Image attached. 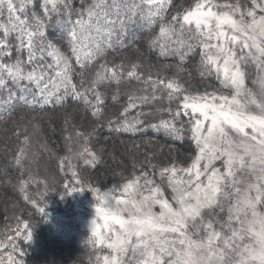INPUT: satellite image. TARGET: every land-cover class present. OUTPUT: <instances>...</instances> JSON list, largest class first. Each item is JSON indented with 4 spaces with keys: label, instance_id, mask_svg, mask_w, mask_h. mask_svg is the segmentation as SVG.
<instances>
[{
    "label": "snow or ice",
    "instance_id": "1",
    "mask_svg": "<svg viewBox=\"0 0 264 264\" xmlns=\"http://www.w3.org/2000/svg\"><path fill=\"white\" fill-rule=\"evenodd\" d=\"M253 65L258 91L246 85ZM193 73L219 89L193 90ZM69 100L90 127L65 113L64 154L46 142L39 148L76 184H84L81 164H101L104 148L93 142L105 130L106 141L155 134L132 172L116 173L120 184L87 185L96 200L88 240L95 264H264V0H0V119ZM23 120L13 166L23 199L43 214L28 191L47 188L32 171L39 125L33 115L30 133ZM161 137V151L179 142L186 160L154 162L149 149ZM17 219L15 235L0 239V264H22L19 241L31 229Z\"/></svg>",
    "mask_w": 264,
    "mask_h": 264
},
{
    "label": "trees",
    "instance_id": "2",
    "mask_svg": "<svg viewBox=\"0 0 264 264\" xmlns=\"http://www.w3.org/2000/svg\"><path fill=\"white\" fill-rule=\"evenodd\" d=\"M188 2L189 0H174V5L186 6ZM165 62L176 61L170 59ZM185 67L191 70L192 62H188ZM247 73V87L258 91V86L253 84V80L257 78L255 66H249ZM193 77L190 81L193 90L203 92L205 89L211 91L212 88L220 87L219 81L214 78L202 80L198 73H193ZM184 79H188L186 75ZM81 109L82 106H77L69 100L63 109H46L47 114L45 112L34 114L27 109L18 108L13 117L0 119V239H3L6 233L15 235L18 217L29 222L31 239L28 242L19 241L23 255L20 257L19 253H16L22 264H95L93 249L88 244V240L91 236V221L95 218L96 200L92 192L87 189V185L91 184L101 190H107L113 185L120 184L121 177L116 173L122 171L124 175H129L132 172L133 157L142 160L145 150L144 141L155 136L149 131L143 136L132 137L129 134H121L106 141L104 137L108 136V133L105 130L100 134L99 139L93 142L95 149L99 150L101 146L104 148L101 164L95 168H85L81 164L79 176L84 184H76L66 168L61 171L56 157L62 156L65 152L63 140L65 113L71 114L73 124L82 126L85 130L90 127V120L87 117L82 118ZM33 115H35L34 123L39 125V131L33 136V142L40 151V158L37 164L32 166V171L47 181V188L43 184L39 187L29 185L28 191L32 199L39 202L38 207H43V214L37 207L23 199L19 191L20 169L13 166L12 161L19 144L15 133L21 123V116L24 117L23 124L28 126V131L31 133L33 128L29 121H32ZM20 131L23 134L22 128ZM68 131H73V128L69 126ZM42 142H46L48 147L55 151L56 157L39 148ZM133 143L141 145L139 154L132 147ZM162 144L164 140L161 137L159 143L149 149L156 153L154 162L162 163L172 158L179 161L186 160V146L177 142L170 152L168 146H164L161 151ZM65 185L68 189L76 187L84 188V191L69 194ZM165 193L166 198L170 199V190L165 188ZM156 210L158 211V208Z\"/></svg>",
    "mask_w": 264,
    "mask_h": 264
}]
</instances>
